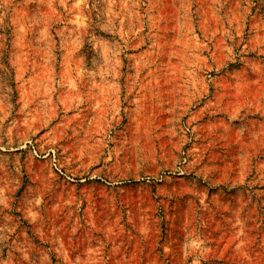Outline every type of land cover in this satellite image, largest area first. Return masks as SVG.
I'll return each instance as SVG.
<instances>
[{"label":"rangeland","instance_id":"374dc122","mask_svg":"<svg viewBox=\"0 0 264 264\" xmlns=\"http://www.w3.org/2000/svg\"><path fill=\"white\" fill-rule=\"evenodd\" d=\"M0 264H264V0H0Z\"/></svg>","mask_w":264,"mask_h":264}]
</instances>
